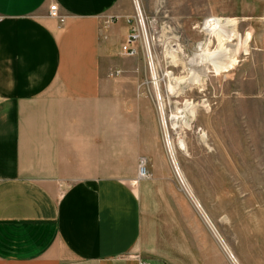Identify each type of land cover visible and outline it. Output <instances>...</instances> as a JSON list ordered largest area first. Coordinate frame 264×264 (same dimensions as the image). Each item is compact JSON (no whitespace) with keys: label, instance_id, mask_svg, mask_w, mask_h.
Returning <instances> with one entry per match:
<instances>
[{"label":"crops","instance_id":"obj_1","mask_svg":"<svg viewBox=\"0 0 264 264\" xmlns=\"http://www.w3.org/2000/svg\"><path fill=\"white\" fill-rule=\"evenodd\" d=\"M131 7L0 0V264H158Z\"/></svg>","mask_w":264,"mask_h":264},{"label":"rangeland","instance_id":"obj_2","mask_svg":"<svg viewBox=\"0 0 264 264\" xmlns=\"http://www.w3.org/2000/svg\"><path fill=\"white\" fill-rule=\"evenodd\" d=\"M131 6L130 25L140 37L126 75L140 81L147 97L151 260L264 264V0H131ZM215 18L233 21L223 30L235 35V68L218 79L210 73L205 87L180 85L175 78L189 72ZM172 85L186 90L174 95ZM188 101L195 110L191 127L171 119ZM162 109L186 181L169 154Z\"/></svg>","mask_w":264,"mask_h":264},{"label":"bare ground","instance_id":"obj_3","mask_svg":"<svg viewBox=\"0 0 264 264\" xmlns=\"http://www.w3.org/2000/svg\"><path fill=\"white\" fill-rule=\"evenodd\" d=\"M232 22H233L232 20H223L220 18H215L213 20V22L210 23L211 25H210L209 34H208V36H209L208 40L206 42H202V43H199L197 45L196 51H194L195 52L194 57L191 60V62H189V72H187V73L190 75V77H187L186 76L187 73H186L184 77L180 76L181 78H175V80H177V82H179L180 85L181 84H187V85L188 84L189 85L196 84L197 87L199 85H200V87L201 86L205 87L206 79H204V77L210 76L209 75L210 73L213 72L214 76L218 79L219 77H221V75L224 72H229L235 68V66L238 62V51L230 48V42L234 40L233 37L235 35L232 32H226L223 30V25L231 24ZM214 45H215V47H214ZM172 57H173V61L175 62L176 57L173 55H172ZM172 80H173V76H172ZM158 83H159V81L155 82L156 85H158ZM175 89H176V87H174L172 85L173 94L174 95H180V94L184 93V91L186 90V87H184L182 89L180 88V91H179V89H178V91ZM191 105H193V104L189 103V101L186 102L185 109L183 111H181L182 115H180V116H179V114L173 115L171 117V119L174 121H177V122H180V120H182V119H183V121L186 120L185 121L186 126L191 127V124L194 121V117H195V110L193 109V106L191 107ZM163 106H165V104H163ZM202 106H204V105H202ZM161 114H162L163 124H164L165 133H166V137H167V146L169 149V154L172 158L173 164L176 167L177 171L182 174L180 166H179L177 158H176L175 143L169 137L167 125H166L165 120H164L165 114L163 115V109H162ZM178 144H179L180 148L183 149L182 151H185V150L188 151V148H187L184 140H179ZM141 175H143V173ZM182 176H183V174H182ZM183 180L186 181L185 176H183ZM188 193H189L190 197H192V199L196 201L197 207L201 211H203L201 204L197 201V199H195V196L193 195L191 189L189 190V188H188ZM223 246L225 247V250L228 251L227 246L226 245H223ZM231 259L235 262V264H240L236 260V258H231Z\"/></svg>","mask_w":264,"mask_h":264},{"label":"built area","instance_id":"obj_4","mask_svg":"<svg viewBox=\"0 0 264 264\" xmlns=\"http://www.w3.org/2000/svg\"><path fill=\"white\" fill-rule=\"evenodd\" d=\"M49 16L56 18L59 20L61 23L65 22V16H62L59 13V9L56 5H52L50 10H49ZM140 34L138 33L137 29L135 27H132L131 33L129 34L127 38V42L125 45H123L122 49L123 52L129 56V57H134L138 53V47L136 46L138 40H139ZM139 173H140V178H145L148 177V172H147V167H146V160L141 159L140 161V166H139ZM143 173V175H141ZM140 264H150L147 261H141Z\"/></svg>","mask_w":264,"mask_h":264}]
</instances>
